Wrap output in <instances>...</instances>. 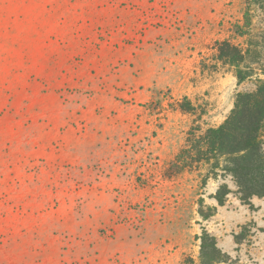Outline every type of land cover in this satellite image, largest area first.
Segmentation results:
<instances>
[{
    "label": "rangeland",
    "instance_id": "374dc122",
    "mask_svg": "<svg viewBox=\"0 0 264 264\" xmlns=\"http://www.w3.org/2000/svg\"><path fill=\"white\" fill-rule=\"evenodd\" d=\"M222 40L264 68V0H0V252L22 231L59 243L82 226L110 264H201L204 227L218 264H264V198L218 205L230 176L173 167L263 77L238 84ZM199 198L216 207L206 220Z\"/></svg>",
    "mask_w": 264,
    "mask_h": 264
},
{
    "label": "trees",
    "instance_id": "16d2710c",
    "mask_svg": "<svg viewBox=\"0 0 264 264\" xmlns=\"http://www.w3.org/2000/svg\"><path fill=\"white\" fill-rule=\"evenodd\" d=\"M237 29L241 31L240 26ZM218 59L235 67L237 83L257 74V84L252 91H239L233 107L226 118L215 127H210L202 135L189 133L187 144L176 156L173 167L179 172L190 167L194 162L208 164L207 176L203 183L212 176H230L236 186L233 191L226 182L221 183L211 196L218 205H224L230 193L234 192L242 204L252 207L254 196L264 198V68L252 65L248 60L250 50H243L228 40L217 41ZM203 198H199V215L208 219L215 214L216 207H202ZM252 222L244 224L240 232L234 234L237 244H241L251 234ZM264 232V228H260ZM200 241L201 264L226 262L228 254L223 252L217 239L202 227L196 235Z\"/></svg>",
    "mask_w": 264,
    "mask_h": 264
},
{
    "label": "crops",
    "instance_id": "0c3cea01",
    "mask_svg": "<svg viewBox=\"0 0 264 264\" xmlns=\"http://www.w3.org/2000/svg\"><path fill=\"white\" fill-rule=\"evenodd\" d=\"M30 227V226H24ZM73 237L63 236L60 242L43 235L31 237L22 231L9 244L8 253L0 252V264H110L108 250L96 231L80 226ZM122 244V251H124ZM7 255V256H6ZM7 257L8 261H5Z\"/></svg>",
    "mask_w": 264,
    "mask_h": 264
}]
</instances>
